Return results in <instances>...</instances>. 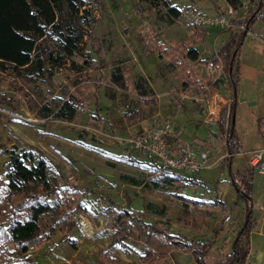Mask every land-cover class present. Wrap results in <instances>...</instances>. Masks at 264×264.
<instances>
[{"label": "rangeland", "instance_id": "obj_1", "mask_svg": "<svg viewBox=\"0 0 264 264\" xmlns=\"http://www.w3.org/2000/svg\"><path fill=\"white\" fill-rule=\"evenodd\" d=\"M90 1L88 7L94 19L90 36L96 41L94 45L89 39L84 42L85 35L82 52L95 60L93 66H82L81 57H64L59 67L47 72L52 85L0 68V93L15 97L11 103L0 104V172L8 159L6 149L12 144L30 145L42 152L57 170L59 195L64 194L63 190L71 195L73 189L80 190L79 195H74L76 202L70 205L63 204L59 197H48L49 210L38 220L37 232L27 240L6 245L5 250L19 256L23 254L21 248L26 247L24 255L31 264H147L138 259L139 244L125 241L126 248L113 241L110 220L105 215L111 206L141 210L145 221H162L171 233L199 240L209 238L212 226L223 219L226 209L219 204L220 200L227 209H232V214L235 212V188L223 163L226 155L223 136L211 135L217 129L204 122L208 87H183L172 56L165 52L161 56L156 52L144 53L145 48L154 49L157 44L171 50L174 43L181 44L190 35H196L197 28L187 20L190 12L214 16L225 14L229 5L225 0H169L181 11L169 23L161 5L137 4L136 0ZM249 1L239 0V7L231 9V28H207L201 30V37H194L192 46L199 49L200 57L215 54L229 33L236 37L244 30ZM262 24L257 21L252 30L262 31L259 28ZM116 69L126 82L124 90L109 81ZM191 69L201 77L211 76L225 96L232 95L220 66L192 64ZM58 87L82 103L69 120L54 115L63 98ZM140 89L147 95L141 96ZM22 93L26 95L21 96ZM92 115L100 119L93 120ZM225 115L221 112L219 117L225 119ZM164 120L177 129L182 143L196 141V147L208 140L209 146L202 145L203 151L208 152L207 163L216 162L215 165L194 173L182 171L177 175L165 170L156 173L150 157L125 143L126 137ZM90 121L98 127L90 126ZM243 128L246 150L254 142V131L248 122ZM194 135L197 139H193ZM165 176L174 181L163 185L156 180ZM152 181L159 188L152 187ZM64 184L70 188H63ZM178 196L199 201L203 223L197 220L194 226L190 224L194 217L192 208L184 213ZM153 207L162 208V213L152 212ZM80 218L84 220L82 225L78 222ZM219 245L215 241L213 247ZM181 247L149 264H195Z\"/></svg>", "mask_w": 264, "mask_h": 264}, {"label": "trees", "instance_id": "obj_2", "mask_svg": "<svg viewBox=\"0 0 264 264\" xmlns=\"http://www.w3.org/2000/svg\"><path fill=\"white\" fill-rule=\"evenodd\" d=\"M235 11L239 0H225ZM90 0H0V68L9 74L35 78L52 85L50 76L47 75L52 68L59 67L66 57H81L82 66L91 67L94 61L87 52L83 53L84 42L96 41L90 36L94 25L93 15L89 9ZM137 4L145 3L152 6H163L170 23L181 15L180 9L169 3V0H136ZM264 0H257L247 4V13L244 17V30L235 37L229 33L228 37L219 45L215 54L201 58L199 52L192 46L194 37L181 44L174 43L171 50H165L157 44L154 49L145 48L144 53L156 52L161 56L164 52L175 59V66L182 77V86L195 85L199 89L204 86L217 88V83L210 76L199 77L198 72L191 69V65L198 63L211 68L220 66L226 75L228 86L232 92L237 86V70L235 58L238 48L242 44L243 32L255 21L264 19ZM89 29L88 33L86 30ZM96 43V42H95ZM65 57V58H64ZM81 70V66L76 68ZM109 81L119 89H126L127 85L123 75L116 69L109 76ZM63 96L54 115L62 120H69L77 107L82 103L63 87H58ZM141 96L147 95L144 90H138ZM22 93L21 96H25ZM13 102V95L0 93L2 102ZM232 108L229 111V118ZM93 120H99L92 115ZM216 136L224 135L227 153L238 152L233 147L230 131L224 132L223 118L217 120ZM90 126H98L90 121ZM139 133V132H138ZM7 161L0 172V264H31L30 259L24 255L27 248L22 247V256L14 251L5 250L6 245L27 240L38 230V220L49 210L47 198L59 197L63 204L76 202L74 195H79V189H73V194L63 190L59 195L57 170L52 162L39 150L30 145L12 144L6 149ZM228 156L224 157L225 164ZM257 167H249L243 172H230L228 176L235 188V204L240 206L242 221L238 228L229 230L232 238L222 239L224 244L220 246V255L223 260L214 264H242L246 256L245 235L251 226V182ZM179 175L181 172H174ZM163 185L170 184L174 178L163 177L156 179ZM139 182H136L138 184ZM146 186H150L147 185ZM63 188L69 189L66 184ZM152 187L159 188L156 181H152ZM62 188V189H63ZM179 204L184 213L192 208L193 219L190 224L194 226L197 220L204 222V216L199 208V201L178 196ZM148 208L150 205H146ZM67 211V210H66ZM152 212L162 213V208H151ZM65 212V211H64ZM105 215L110 220L112 227V239L114 242L124 244L125 241L139 244L141 252L138 259L142 263H153L162 259L172 250L181 247L183 253L189 254L195 264H206L204 256L212 249L214 242L223 236L226 231L224 226L220 228L223 219L211 228L210 237L205 240L188 239L184 234L171 233L169 227L162 221L147 222L144 220V212L131 210L124 207H109ZM229 215L228 221H233ZM244 225L242 226V223ZM227 224V223H226ZM124 248V250H126Z\"/></svg>", "mask_w": 264, "mask_h": 264}, {"label": "crops", "instance_id": "obj_3", "mask_svg": "<svg viewBox=\"0 0 264 264\" xmlns=\"http://www.w3.org/2000/svg\"><path fill=\"white\" fill-rule=\"evenodd\" d=\"M256 1L257 0H254L252 4H254ZM258 21L263 22L261 27H259L262 31L254 32L252 30V27L255 26L257 23V21H255L252 25L248 27L247 30H245V32H243L242 44L238 48L237 55L235 58L238 82L235 91L232 92V95L225 96L222 93L221 89L209 88L208 86H204L205 88L208 87L207 89L209 90V96L213 93V91H218L223 98H232V103L230 107L232 108V115L229 120L227 119V115L229 116L228 108L230 106V103L223 104L222 109L220 111L222 112V115L224 113L226 114L225 119H223L224 132H227L228 130L230 131V135L232 136L231 143L233 144V147H236L238 149V152L236 151L230 154H228L226 150L225 156L229 157L228 163L226 165L229 169L228 171L232 173L243 172L249 167H251L248 162L249 155L247 154V152L264 146V19ZM207 28L217 27H206L203 29L197 28L196 32L200 33V36L198 37L202 36L201 30H205ZM197 51L199 52V49H197ZM245 122H248L250 125H253L254 131V136L252 139V141L254 142L250 144V148L246 150H244V146L246 145L243 144V137L245 135V128H243V125L245 124ZM216 123L217 121L210 125H213L217 129ZM173 129L177 142L181 144L182 142L179 139L180 133H178L177 129H175L174 127ZM211 135L216 136L217 134L211 132ZM222 136L224 140V135ZM193 139H197L195 135L193 136ZM195 142L196 141H192L191 143H189L194 151L199 149L203 150L202 145H206L207 147L209 146L208 140H204L201 145L196 143L198 144V146L196 147L194 146ZM232 166H234V170L232 169ZM256 167L257 169H262V173H258L257 171H255V174L252 177L250 192L251 226L245 235L247 248L246 256L242 264H264V161L257 163ZM219 204L223 205V207L226 209L225 214L228 212L230 217L232 218L233 216H235V219L232 222L227 221L220 224V228L225 225L224 230L226 231V233L220 237L221 241L220 238L216 240V242L220 245L216 246L215 248L213 247L209 251V253L204 256V261L206 264H214L223 260V256L220 255L219 248L221 244L224 243V241L222 242V239H231L232 235L229 230L238 228L242 221V211L239 208L240 206L234 204L233 209H235V212L234 214H232V209H227L225 207L224 201L220 200ZM243 225L244 222L242 223V226ZM206 237H204L203 240L207 239Z\"/></svg>", "mask_w": 264, "mask_h": 264}, {"label": "built area", "instance_id": "obj_4", "mask_svg": "<svg viewBox=\"0 0 264 264\" xmlns=\"http://www.w3.org/2000/svg\"><path fill=\"white\" fill-rule=\"evenodd\" d=\"M244 7V5H242ZM232 10L228 6L225 14L220 13L214 16H205L197 11L190 12L187 20H189L196 28L218 27L228 29L233 26L231 22ZM264 45V39H263ZM232 98H223L218 91L208 98L206 111L204 114V122L207 124L215 123L221 113L222 105L229 104ZM130 147L141 151L150 157L152 164L156 165V173L161 170L167 172L189 171L194 173L200 169L215 165L216 162L207 163L208 152L203 150L194 151L190 144L178 143L175 138L173 124L169 120H164L158 125L124 139ZM248 162L251 167L257 163L264 161V146L250 150ZM258 173H262V169H256ZM229 213L223 216V221L227 222ZM78 222L82 225L84 220L80 218Z\"/></svg>", "mask_w": 264, "mask_h": 264}]
</instances>
